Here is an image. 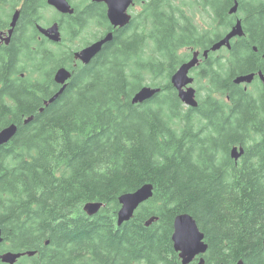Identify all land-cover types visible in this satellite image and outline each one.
<instances>
[{"label":"trees","instance_id":"trees-1","mask_svg":"<svg viewBox=\"0 0 264 264\" xmlns=\"http://www.w3.org/2000/svg\"><path fill=\"white\" fill-rule=\"evenodd\" d=\"M136 1L142 10L131 24L90 64L76 65L79 47L57 49L36 29L47 0H25L23 37L0 49V131L18 126L0 147V251L36 252L18 264H182L174 219L189 213L209 245L205 264H264V83L250 93L233 82L264 73V0ZM235 1L245 35L227 57L210 52L196 68L206 94L198 88V106L188 107L171 77L226 35ZM89 9L62 16L69 41L102 26L93 20L106 19L104 9ZM199 11L213 19L210 29L195 22ZM60 67L73 76L45 106ZM145 85L161 91L134 104ZM235 146L244 148L239 160ZM146 183L153 197L119 226L120 196ZM91 201L104 203L93 216L83 209Z\"/></svg>","mask_w":264,"mask_h":264},{"label":"water","instance_id":"water-1","mask_svg":"<svg viewBox=\"0 0 264 264\" xmlns=\"http://www.w3.org/2000/svg\"><path fill=\"white\" fill-rule=\"evenodd\" d=\"M106 2L108 10L107 16L111 24L117 28H123L127 26L131 20L132 15L128 12L131 5H134V0H94ZM47 3L53 6L61 13L73 15L75 9L69 3L68 0H47ZM238 11V2L235 1V5L231 8L230 13H236ZM20 17V10L15 11L11 28L14 31ZM40 33L53 42L62 41V32L58 22H54L49 27H45L42 24L37 26ZM245 35L242 22L239 20L232 29L219 41L212 45V51H218L222 47H232L231 41L235 37H242ZM113 40V33H108L104 38L88 45L80 51L75 52V58L81 60L85 65H88L92 60L102 51L103 46ZM209 50L204 52V56L207 57ZM200 62V51H195L192 58L184 62L179 69L172 75L171 83L178 92L180 100L189 107H197L199 100L197 99V90L193 86L194 77L190 75L191 70ZM261 79L264 81V73L259 72ZM73 76L71 69L67 67H60L54 75V80L60 89L47 101L45 106L55 102L57 98L65 91L70 79ZM256 77V73L239 75L234 79L237 84L243 82H253ZM161 91L160 87H153L145 85L143 86L132 98L134 104H141L151 100L156 94ZM43 109H41L42 111ZM32 118H28L25 121L29 122ZM18 126L16 124H10L0 131V147L10 142L17 134ZM244 153L243 147H233L230 151L231 157L235 160H239ZM154 195V186L151 183H146L133 192H128L120 196L119 202L121 204L120 209L117 212V222L121 226L125 222L130 221L134 216L138 208L144 202L148 201ZM104 207L103 202L91 201L84 205V211L93 216L97 214ZM158 220L157 217H152L146 221V225L150 226L154 221ZM205 234L198 226L197 220L189 213H182L174 219V232L172 240L174 249L178 252L182 264H190L197 256L201 255L198 264H205L203 255L208 251L209 245L205 242ZM3 232L0 226V244L3 242ZM49 243V242H47ZM35 251L27 252H14L6 251L0 252V260L5 264H18V260L23 256H33ZM237 264H244L243 260H239Z\"/></svg>","mask_w":264,"mask_h":264},{"label":"flooded vegetation","instance_id":"flooded-vegetation-1","mask_svg":"<svg viewBox=\"0 0 264 264\" xmlns=\"http://www.w3.org/2000/svg\"><path fill=\"white\" fill-rule=\"evenodd\" d=\"M69 1V3L72 5V7L75 9V12H74V14H73V16H78V15H81V16H83V18L84 17H87V15L89 14L88 12L91 10V9H89V6L91 7L92 5H96V6H99L100 8H102V9H104V11H105V15H106V19H104L105 21H106V24H102V26H101V32H100V34H96L94 37H96V39H94V40H92V41H89L84 47H87L88 45H90V44H92L93 42H95V41H98V40H100V39H102L106 34H108L109 32H112L113 33V35H114V38H115V36H116V34L118 35V34H120V33H122V31H120V28H115L112 24H111V22H110V20H109V18H108V16H107V10H108V7H107V4H106V2H103V1H94V0H91V1H89L87 4L84 2L85 0H83L82 1V3L80 4V2H78V3H76V2H74V0H68ZM13 0H0V49H4V50H6V51H11L12 50V45H13V42L14 41H18L19 39H21L22 37H23V35H19L20 33H22V31H23V28H24V30H25V26H24V24H23V26H20V25H22L21 23H22V20L24 19V12L25 11H23V7H24V3H25V0H20L17 4H16V6H14V8H13ZM238 2V1H237ZM54 8V7H53ZM17 9H19L20 10V17H19V20H18V23H17V25H16V27H15V29H14V31L12 30V28H11V23H12V19H13V16H14V13H15V11H17ZM55 9V8H54ZM238 9H239V3H238ZM56 10V9H55ZM57 11V10H56ZM57 13L60 15V16H72V15H70V14H65V13H60L59 11H57ZM60 20L61 19H57V20H53V22L50 24V25H52L54 22H58L59 23V25H60V30H61V32H62V34H63V29H62V24H61V22H60ZM241 21L242 22V25H243V20L241 19V18H236V20H235V22L237 23L238 21ZM133 21V20H132ZM131 21V22H132ZM81 22H83V20H81ZM235 23V24H236ZM37 24H40L39 22L37 23V22H35V26L37 27ZM234 24V25H235ZM49 25V26H50ZM17 26H19V29H18V27ZM49 26H45V27H49ZM128 27V26H127ZM243 28H244V26H243ZM19 30V32L20 33H16V30ZM37 29V28H36ZM121 29H126V27H124V28H121ZM38 32H39V30H37ZM125 33H126V31H125ZM39 34H41V36H44L42 33H40L39 32ZM19 35V36H18ZM64 36V35H63ZM45 37V36H44ZM46 39H48L47 37H45ZM114 38H113V40H114ZM238 38H241V37H235L233 40H236V39H238ZM48 40H50V39H48ZM112 40V41H113ZM112 41H110V42H108V43H106L104 46H103V49L107 46H109L108 44L109 43H111ZM58 43V42H57ZM57 43H54L53 42V44H55V45H58ZM83 47V48H84ZM222 48H228V47H226V46H224V47H222ZM221 48V49H222ZM79 49H82V48H79ZM220 49V50H221ZM228 49H231V48H228ZM5 51V52H6ZM219 51V50H218ZM102 52V51H101ZM101 52L93 59V60H95L96 58H98V56L101 54ZM210 52H214V51H212V50H209V53H208V56L207 57H205L204 56V53H201L200 52V62H199V64L197 65V67H199V65L202 63V62H204V60L205 59H208V57H209V54H210ZM73 61L72 62H74V64H80V63H82L80 60H77V59H75V56L73 55V59H72ZM195 69V67L192 69V70H194ZM191 70V71H192ZM195 79V78H194ZM256 80H258V81H261V82H263L262 80H261V77H260V75H259V72H256V77L254 78V81H256ZM253 81V82H254ZM60 88V87H59ZM3 243V242H2ZM1 243V244H2ZM1 244H0V246H1ZM1 252V251H0ZM6 252V251H5ZM1 253H3V252H1ZM23 257H25V256H23ZM200 257H201V255H199V256H197L191 263H194V264H198V261H199V259H200ZM22 258V257H21ZM20 258V259H21ZM19 259V260H20ZM19 260H18V262H19ZM0 263H2L1 262V260H0ZM3 264H5V263H3Z\"/></svg>","mask_w":264,"mask_h":264},{"label":"rangeland","instance_id":"rangeland-1","mask_svg":"<svg viewBox=\"0 0 264 264\" xmlns=\"http://www.w3.org/2000/svg\"><path fill=\"white\" fill-rule=\"evenodd\" d=\"M82 1L83 0H74V2H76V3L80 2V4L82 3ZM89 1H91V0H85L84 2L87 4ZM140 10H142V6L140 4H138V3H136L135 6H132L131 8H129V11L132 13V15L137 14ZM39 14L42 17L41 24L44 25V26H49L53 22L54 19L63 18L62 16H60L57 13V11L52 6H50L48 4H47L46 7L40 8ZM243 15H244V13L242 11H239V10L236 13H233L232 15H230L229 19L231 20V22H233L231 24V26L232 25L234 26V24L236 23L235 22L236 18H243ZM100 20H101V24H106V21L104 19H102V18L99 19V18L96 17L93 21H94V23H97V21H100ZM194 20H195V22L198 24V26L200 28L210 29L212 27V25L214 24L213 19L210 16H208L205 11L196 12V14L194 15ZM49 21H51V22H49ZM79 25H80V27L82 29L84 28L82 24H79ZM232 27L231 28L229 27V28L232 29ZM229 28L225 29V33L226 34L229 32L228 31ZM77 30H78V28H77ZM100 32H101V27H89V28H86L85 30L80 32V34L78 35V37L75 39L74 42H71V41H69L68 37L66 36V35H70V33H67V32H65L63 30V35H65L67 41L65 43L63 42V44H61V45L60 44L53 45V47L57 48V46H58V47H60L62 49H67V50H70L69 47H71V49L72 48H77V47L83 48L89 41H92V40L96 39V37H94V36L96 34H100ZM186 51H187V49L183 50V52H186ZM204 52H201V53H204ZM213 53L215 54L214 57H221V56L222 57H227L228 56L226 48H222L221 50L215 51ZM192 56L189 58V60L192 58ZM197 65L195 66V69L190 72V75L195 78L193 86L197 90H198V88L204 86V89H202V88L200 89V95H201L200 97H203L206 94L205 83H206L207 80L206 79H201V77L197 76V71L199 70V69L196 70ZM252 73H254V72H252ZM247 74H251V73H246V75ZM237 76H239V75H237ZM233 82H234V80H233ZM263 83H264V81L261 82V81L256 80V81L250 82V83H247V82H243V83H240V84L235 83V85H238L239 87L243 88L247 92H250V93L254 92L255 93L256 90H258L259 87L263 85Z\"/></svg>","mask_w":264,"mask_h":264}]
</instances>
